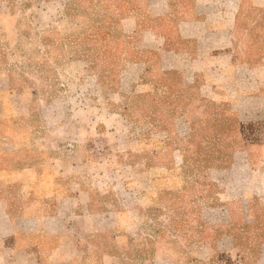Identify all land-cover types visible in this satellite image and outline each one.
Segmentation results:
<instances>
[{"label": "rangeland", "instance_id": "obj_1", "mask_svg": "<svg viewBox=\"0 0 264 264\" xmlns=\"http://www.w3.org/2000/svg\"><path fill=\"white\" fill-rule=\"evenodd\" d=\"M189 1H173L172 13L156 19L146 0H0V202L22 218L19 227L50 221V231L18 230L0 244V264H9L11 246L29 248L39 264L256 262L264 179L249 175L264 171V100H235L224 77L220 96L186 89V55L168 82L156 67L161 36L150 30L166 26L174 43ZM262 3L239 0L231 48L236 60L248 50L257 66ZM129 15L142 29L126 22ZM222 70L212 65L200 82L221 81ZM191 121L224 132L221 147L249 150L252 165L240 173L225 163L184 165ZM228 209L227 225L216 222Z\"/></svg>", "mask_w": 264, "mask_h": 264}, {"label": "crops", "instance_id": "obj_2", "mask_svg": "<svg viewBox=\"0 0 264 264\" xmlns=\"http://www.w3.org/2000/svg\"><path fill=\"white\" fill-rule=\"evenodd\" d=\"M173 1L176 0H146L147 12L152 17H164L172 13ZM219 4H227L229 10L219 8ZM262 6H264V3H262ZM182 8L185 10L186 17L178 19L175 30L179 39L186 40L185 51L177 52L166 49V32L158 34L155 30H150V33L153 35L161 36L157 46L154 47L160 51V64L162 68L178 70L180 66L177 63V58L186 55V83L195 84L198 89L209 88L212 94L220 96V93H223L221 85L224 82V77L226 82L231 81L234 85L235 94L232 97H236L235 100L241 101L242 98L264 100V64L251 66L247 63H240L234 59V55L231 52L233 31L240 9L239 0H223L222 2L219 0H190ZM217 15L218 17L225 16L224 21L219 23L218 26L210 23V21L216 19ZM127 21L134 22V30H138L136 18L130 17L126 19ZM214 64L219 65L220 69H223L221 81L209 78L207 81L200 82L201 78L207 71L211 70ZM207 75L209 76L208 72ZM237 84L251 86L253 90L248 93H242ZM235 105L236 107L239 106L238 101L235 102ZM262 117L264 119V115ZM252 162V154L249 150L236 151L227 172L240 173L241 168H244L246 165H252ZM249 176V179H264V171H254L253 175ZM223 208L225 209V206H222ZM222 212V216L216 217V222L222 224L228 223L230 220V210ZM19 219L22 218H11L7 214L4 205L0 202V244L5 243L7 245L8 240L12 239L18 230L31 231L39 228L44 231L49 230L50 221L48 220L41 221L38 219V227L37 223H34L33 227L29 223L28 226L21 225L19 227ZM230 238V245L234 247V237L231 236ZM227 239L228 235H225L218 241L220 249L225 250L224 244ZM10 248L12 250L11 257H4V261H7V263L39 264L38 256L31 254L29 248L20 249L16 246H11ZM1 249L5 250L4 247ZM254 264H264V243Z\"/></svg>", "mask_w": 264, "mask_h": 264}, {"label": "trees", "instance_id": "obj_3", "mask_svg": "<svg viewBox=\"0 0 264 264\" xmlns=\"http://www.w3.org/2000/svg\"><path fill=\"white\" fill-rule=\"evenodd\" d=\"M145 10L147 12L146 2H145ZM242 10H243V8L240 7L238 14H237L236 25H235V28L233 31L234 37H235V33L237 32V31H235V29L238 26L239 19H240V13L242 12ZM147 15L152 17L148 12H147ZM166 16H168V15H166ZM166 16H164V17H152V18L163 19ZM125 17H131V16L129 15V16H125ZM135 18L137 19V22H138V30L137 31H139L140 29H142V26H140V24H139L138 17L135 16ZM121 28L123 29L122 24H121ZM151 29L155 30L158 34H160V33H163V31L166 30L167 27L164 26L162 28H157L159 30L155 29L154 27ZM179 41H185V40L176 38V41L174 43H171L172 41L169 39V37H167V32H166V43H165L166 49L177 51V52L185 51V50H183V48L179 47L181 45V42H179ZM233 47H235V39H233ZM249 53L250 52L248 50L244 51L241 56H245V59L236 60V61H238L240 63H247V64H250L251 66H257L256 64L252 63V61H250V59L252 57ZM103 55L107 56L105 51L103 52ZM155 55H156L155 56L156 57V59H155L156 67L159 69V71L161 73L160 74L161 77L165 78V81L168 82L170 80V77L175 75L176 70L162 68V66L160 64V51L156 50ZM235 57H237V56L234 55V59H235ZM141 61H144V60H141ZM145 61L147 62V60H145ZM168 78H169V80H167ZM165 85L169 86L166 83H165ZM169 88H170V86H169ZM188 88H192V89L195 88L196 91L199 90L197 85L186 83V89H188ZM190 124H191V126H190V132L188 134L187 144L185 143L182 147V151L184 154V165H189V163L194 161L193 163L200 165V167H202L203 169H209L211 167H216V166H219L223 163L229 164L228 166H230L232 163V160L234 158V153L236 151H232L231 147H221L220 146L221 144L219 141L223 137L224 132H222V131L219 132L218 130H216L215 127H212L210 129L204 131L203 130L204 127H200V125L198 124L197 121H191ZM232 127H233L232 124L229 123L227 128L229 129V131L232 132L233 131ZM220 148H223V149H220ZM245 150H247V149H245ZM193 169H195V166L193 167ZM224 225H227V224H224ZM224 225H222V226H224ZM232 236L235 238L234 235H232ZM234 242H235V240H234ZM216 246H217V248H219L218 243Z\"/></svg>", "mask_w": 264, "mask_h": 264}]
</instances>
